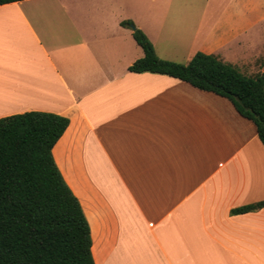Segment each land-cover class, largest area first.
Masks as SVG:
<instances>
[{
    "label": "crops",
    "instance_id": "0c3cea01",
    "mask_svg": "<svg viewBox=\"0 0 264 264\" xmlns=\"http://www.w3.org/2000/svg\"><path fill=\"white\" fill-rule=\"evenodd\" d=\"M208 28H144L160 58L198 52L264 73V0H227ZM142 0L0 6V118L65 116L55 162L88 219L95 264H264V145L230 100L129 67ZM182 49L165 57L162 33ZM185 42V44H181ZM183 45H185L183 47ZM164 56V57H163Z\"/></svg>",
    "mask_w": 264,
    "mask_h": 264
},
{
    "label": "trees",
    "instance_id": "16d2710c",
    "mask_svg": "<svg viewBox=\"0 0 264 264\" xmlns=\"http://www.w3.org/2000/svg\"><path fill=\"white\" fill-rule=\"evenodd\" d=\"M19 1L0 0V6ZM121 25L144 51L129 71L168 75L230 100L264 145V73L246 76L203 52L187 64L161 59L144 31L131 20ZM69 122L44 111L0 118V264H95L88 219L53 156ZM263 207L264 201L232 212Z\"/></svg>",
    "mask_w": 264,
    "mask_h": 264
},
{
    "label": "rangeland",
    "instance_id": "374dc122",
    "mask_svg": "<svg viewBox=\"0 0 264 264\" xmlns=\"http://www.w3.org/2000/svg\"><path fill=\"white\" fill-rule=\"evenodd\" d=\"M227 3V0H142L137 18L135 22L132 21L133 27L142 25L144 28H197L201 23L203 28H208ZM169 35V32L162 33L157 44L158 51L161 55L166 53L165 57L181 54L182 49L170 41Z\"/></svg>",
    "mask_w": 264,
    "mask_h": 264
}]
</instances>
